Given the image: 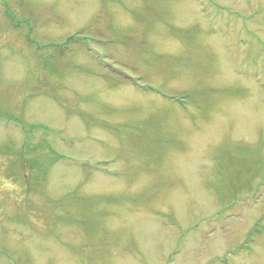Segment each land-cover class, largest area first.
<instances>
[{
  "label": "rangeland",
  "instance_id": "1",
  "mask_svg": "<svg viewBox=\"0 0 264 264\" xmlns=\"http://www.w3.org/2000/svg\"><path fill=\"white\" fill-rule=\"evenodd\" d=\"M0 264H264V0H0Z\"/></svg>",
  "mask_w": 264,
  "mask_h": 264
}]
</instances>
